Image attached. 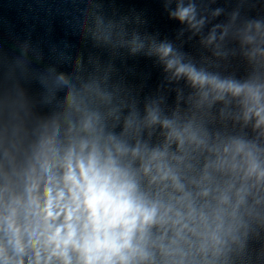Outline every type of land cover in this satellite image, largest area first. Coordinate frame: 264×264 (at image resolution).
Masks as SVG:
<instances>
[{
	"label": "clouds",
	"instance_id": "9594fccd",
	"mask_svg": "<svg viewBox=\"0 0 264 264\" xmlns=\"http://www.w3.org/2000/svg\"><path fill=\"white\" fill-rule=\"evenodd\" d=\"M190 11L183 9L177 15L184 20ZM170 51L161 49L164 56ZM172 66L169 61L168 67ZM176 72L200 86L234 96L245 94L251 103L246 118L251 114L257 127L264 125V102L257 89L217 82L183 66ZM83 130L96 132L91 120L84 122ZM173 138L180 148L186 141L203 143L188 129H173L169 139ZM213 151L217 159L206 165L203 180L210 179L208 167L233 179L216 190L214 203L198 206L167 163V148L144 155L139 147L131 150L151 182L164 185L161 193L165 195L148 199L123 163L129 153L124 143L111 136L102 141L97 134L61 154L49 138L23 194H16L7 183L0 185V264H53L54 260L57 264H154L156 253L161 264H192L189 258L196 254L217 255L224 237L235 229L237 210L248 192L244 182L253 176L257 181L264 179V170H259L242 142ZM237 157L244 158L246 168L237 163ZM236 178L241 181L239 187ZM169 188L172 191H166ZM199 195L208 197L209 190Z\"/></svg>",
	"mask_w": 264,
	"mask_h": 264
}]
</instances>
